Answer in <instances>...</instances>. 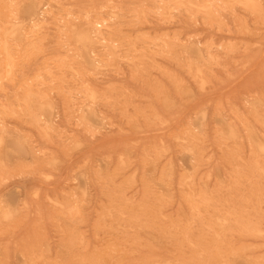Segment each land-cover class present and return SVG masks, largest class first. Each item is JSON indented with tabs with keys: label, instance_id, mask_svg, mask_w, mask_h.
Listing matches in <instances>:
<instances>
[{
	"label": "rangeland",
	"instance_id": "obj_1",
	"mask_svg": "<svg viewBox=\"0 0 264 264\" xmlns=\"http://www.w3.org/2000/svg\"><path fill=\"white\" fill-rule=\"evenodd\" d=\"M0 15V264H264V0Z\"/></svg>",
	"mask_w": 264,
	"mask_h": 264
},
{
	"label": "bare ground",
	"instance_id": "obj_2",
	"mask_svg": "<svg viewBox=\"0 0 264 264\" xmlns=\"http://www.w3.org/2000/svg\"><path fill=\"white\" fill-rule=\"evenodd\" d=\"M250 1V0H249ZM247 2V1H246ZM249 4L251 5L252 3H250L249 2ZM251 6H253V5H251ZM8 14V13H7ZM83 15V14H82ZM85 15V14H84ZM90 15V14H89ZM1 16V15H0ZM88 16V15H87ZM90 17V16H89ZM86 18V17H85ZM1 19V18H0ZM5 19V18H4ZM23 32V31H22ZM90 35V34H89ZM31 36V35H30ZM99 36V35H98ZM28 38V37H27ZM93 38H95V37H93ZM105 39V38H104ZM10 42V41H9ZM21 52V51H20ZM12 55V54H11ZM4 62V61H3ZM2 62V63H3ZM5 63V62H4ZM37 94V93H36ZM29 95V94H28ZM32 95H33V93H32ZM34 97H35V94H34ZM40 97V96H39ZM42 97V96H41ZM41 99V98H40ZM235 135V134H234ZM236 143V142H235ZM257 161V160H256ZM255 163V162H254ZM252 165H254V164H252ZM250 167V166H249ZM248 167V168H249ZM262 168V167H261ZM251 170V169H250ZM238 174V173H237ZM263 176H264V174H263ZM257 183V182H256ZM257 185H259L258 183H257ZM249 187V186H248ZM264 188V187H263ZM258 190V189H257ZM260 191V190H259ZM262 191V190H261ZM264 192V191H263ZM209 193V192H208ZM261 195V194H260ZM199 196H201V195H199ZM251 196V195H250ZM249 196V197H250ZM257 197H259V196H257ZM263 197H264V195H263ZM205 198V197H204ZM245 198H247V197H245ZM206 199V198H205ZM220 199V198H219ZM239 199V198H238ZM243 199V198H242ZM198 200V199H197ZM208 200V199H207ZM225 200V199H224ZM228 200V199H227ZM252 200V199H251ZM253 201V200H252ZM219 202V201H218ZM250 202V201H249ZM255 202V201H254ZM194 203V202H193ZM208 203V202H207ZM256 203V202H255ZM262 203V202H261ZM228 204V203H227ZM232 204V203H231ZM253 204V203H252ZM202 205V204H201ZM214 205V204H213ZM235 205V204H234ZM248 205V204H247ZM259 205V204H258ZM208 206V205H207ZM219 206V205H218ZM256 206V205H255ZM198 207V206H197ZM209 208H211V207H209ZM229 208V207H228ZM231 208V207H230ZM232 209V208H231ZM252 209V208H251ZM260 209V208H259ZM210 210V209H209ZM262 210V209H261ZM145 211V210H144ZM239 211V210H238ZM251 211H253V210H251ZM205 212V211H204ZM215 212V211H214ZM224 212V211H223ZM151 213V212H150ZM213 213V212H212ZM216 213V212H215ZM257 213V212H256ZM144 214V213H143ZM218 214V213H217ZM225 214H226V212H225ZM233 214H234V212H233ZM250 214V213H249ZM226 215H228V214H226ZM236 215V214H235ZM238 215V214H237ZM129 216H131V215H129ZM143 216V215H142ZM149 216V215H148ZM221 216V215H220ZM244 216H246V215H244ZM135 217V216H134ZM231 217V216H230ZM240 218H242V217H240ZM255 218V217H254ZM138 219V218H137ZM152 219V218H151ZM246 219V218H245ZM197 220V219H196ZM227 220V219H226ZM256 220V219H255ZM258 220V219H257ZM201 221V220H200ZM230 221V220H229ZM232 221V220H231ZM259 221V220H258ZM244 222V221H243ZM235 223V222H234ZM254 223V222H253ZM126 224V223H125ZM206 224V223H205ZM204 224V225H205ZM233 224V223H232ZM244 224V223H243ZM246 225V224H245ZM141 226V225H140ZM143 226V225H142ZM230 226V225H229ZM237 226V225H236ZM253 226V225H252ZM158 227V226H157ZM179 227V226H178ZM238 227V226H237ZM239 227H240V225H239ZM142 228V227H141ZM198 228V227H197ZM257 228V227H256ZM233 229V228H232ZM234 229H236V228H234ZM241 229V228H240ZM243 229V228H242ZM255 229V228H254ZM258 229H259V227H258ZM148 230V229H147ZM217 230V229H216ZM172 231V230H171ZM197 231V230H196ZM244 231V230H243ZM211 232H213V231H211ZM247 232V231H246ZM182 234H184V233H182ZM186 234V233H185ZM211 234V233H210ZM239 234V233H238ZM188 235V234H187ZM264 235V234H263ZM251 236V235H250ZM137 237V236H136ZM244 237V236H243ZM210 238V237H209ZM209 238H207V239H209ZM175 240V239H174ZM246 245V244H245ZM231 246V245H230ZM223 248V247H222ZM203 249V248H202ZM220 249V248H219ZM113 253V252H112ZM191 253H193V251L191 252ZM219 253V252H218ZM193 254H191V256H192ZM98 256V255H97ZM186 256V255H185ZM189 255H187V257H188ZM238 256V255H237ZM246 256V255H245ZM179 257V256H178ZM177 257V258H178ZM186 257V258H187ZM193 257V256H192ZM210 257V256H209ZM223 257V256H222ZM184 258V257H183ZM190 258V257H189ZM196 258V257H195ZM105 259V258H104ZM116 259V258H115ZM182 259V258H181ZM102 260V259H101ZM114 260V259H113ZM197 260V259H196ZM199 260V259H198ZM179 261V260H178ZM186 261V260H185ZM216 261V260H215ZM166 263V262H165ZM196 263H197V261H196ZM195 263V264H196ZM247 263V262H246ZM170 264V263H169ZM224 264V263H223Z\"/></svg>",
	"mask_w": 264,
	"mask_h": 264
}]
</instances>
